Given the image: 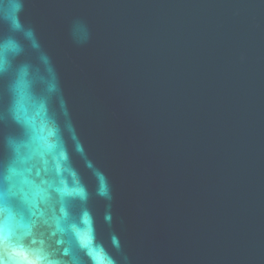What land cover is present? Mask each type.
<instances>
[{"label":"water","instance_id":"water-1","mask_svg":"<svg viewBox=\"0 0 264 264\" xmlns=\"http://www.w3.org/2000/svg\"><path fill=\"white\" fill-rule=\"evenodd\" d=\"M0 69L5 155L38 185L14 239L61 264H264V0H0Z\"/></svg>","mask_w":264,"mask_h":264},{"label":"snow or ice","instance_id":"snow-or-ice-1","mask_svg":"<svg viewBox=\"0 0 264 264\" xmlns=\"http://www.w3.org/2000/svg\"><path fill=\"white\" fill-rule=\"evenodd\" d=\"M2 71V69H0ZM3 121V116L0 115V123ZM17 123L19 121L17 120ZM23 137L27 138V131L23 130ZM20 143H23L21 140ZM38 185L36 179L30 176L27 170L23 167V159L19 148L7 147V154L5 155V146L3 139L0 137V215L4 216L0 220V264H61L49 258V254L43 249L34 250L31 245L44 241L41 238L39 241L35 238L29 242L24 239H14L10 235L8 220L19 216L21 219L30 213L27 218L32 226H37L40 221L34 219L36 208V201L32 199L33 193ZM32 236V232L27 233ZM12 247L21 248L30 256H34V260L23 259L19 257L9 256L7 248Z\"/></svg>","mask_w":264,"mask_h":264}]
</instances>
